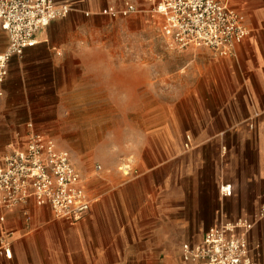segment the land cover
Instances as JSON below:
<instances>
[{
	"label": "crops",
	"instance_id": "1",
	"mask_svg": "<svg viewBox=\"0 0 264 264\" xmlns=\"http://www.w3.org/2000/svg\"><path fill=\"white\" fill-rule=\"evenodd\" d=\"M57 2L72 5L73 12L38 31L35 45L10 61L5 94L22 90L25 105L44 87L18 85L17 77L25 81L30 66L64 68L70 39L81 33L77 12L105 6L97 0ZM229 6L244 15L250 34L223 59V79L218 72L216 85L221 107L209 106L194 134L186 133L189 147L186 135L182 151L169 134L166 143L153 146L151 161L122 169L125 175L135 171L132 178L125 180L114 165L113 172L90 177L85 185L92 206L74 223L57 219L50 206L34 198L0 205V241L8 240L12 249L11 258L0 254V264H120L131 255L144 260L154 249L175 251L182 237L200 242L221 218L256 219L249 239L264 264V217H258L264 206V0H230ZM105 94L112 96L111 87ZM222 185H231L230 194L221 193Z\"/></svg>",
	"mask_w": 264,
	"mask_h": 264
},
{
	"label": "rangeland",
	"instance_id": "2",
	"mask_svg": "<svg viewBox=\"0 0 264 264\" xmlns=\"http://www.w3.org/2000/svg\"><path fill=\"white\" fill-rule=\"evenodd\" d=\"M108 3L122 0H97ZM150 8L139 0V11L126 17L77 12L81 33L70 39L65 67L51 71L30 66L25 81L17 77L18 85L39 84L44 90H34L29 105L22 90L0 96V159L33 131L45 134L70 151L88 187L90 177L113 172L112 165L125 180L132 178L135 171L125 175L122 169L130 163L136 170L143 160L151 161L153 146L166 143L169 134L185 150L186 133L194 134V124L209 106L221 107L217 76L220 72L223 79V59L229 56L204 47L171 46L161 34L160 17ZM7 44L0 26V52ZM106 87H111V97ZM96 165L103 169L97 171ZM181 239L171 253L154 249L148 259L131 255L120 264H183L182 244L188 240Z\"/></svg>",
	"mask_w": 264,
	"mask_h": 264
},
{
	"label": "built area",
	"instance_id": "3",
	"mask_svg": "<svg viewBox=\"0 0 264 264\" xmlns=\"http://www.w3.org/2000/svg\"><path fill=\"white\" fill-rule=\"evenodd\" d=\"M160 17L161 34L180 49L190 46L230 56L250 34L244 15L229 6L230 0H145ZM74 7L57 0H0V26L8 44L0 52V96L5 94L10 61L36 43L35 35L54 20L66 17ZM139 11V0L109 3L86 15L126 17ZM186 135L185 147H189ZM128 167V166H127ZM97 171L102 165H96ZM84 178L68 149L33 131L21 145L0 159V205L13 207L34 198L51 207L55 217L71 223L81 220L92 206ZM223 195L231 185H222ZM259 218L264 217V206ZM256 219L221 218L198 243L182 244L183 264H263L259 247L249 239ZM0 254L12 257L8 240L0 241Z\"/></svg>",
	"mask_w": 264,
	"mask_h": 264
}]
</instances>
